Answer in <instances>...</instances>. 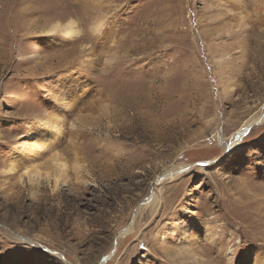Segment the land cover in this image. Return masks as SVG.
Returning a JSON list of instances; mask_svg holds the SVG:
<instances>
[{"label": "rangeland", "instance_id": "374dc122", "mask_svg": "<svg viewBox=\"0 0 264 264\" xmlns=\"http://www.w3.org/2000/svg\"><path fill=\"white\" fill-rule=\"evenodd\" d=\"M240 1L0 0V264H264V0Z\"/></svg>", "mask_w": 264, "mask_h": 264}, {"label": "bare ground", "instance_id": "6f19581e", "mask_svg": "<svg viewBox=\"0 0 264 264\" xmlns=\"http://www.w3.org/2000/svg\"><path fill=\"white\" fill-rule=\"evenodd\" d=\"M226 1V0H225ZM233 3H238V4H240L241 3V1L240 0H231ZM236 6H237V4H236ZM75 23L73 22V21H69L67 24H66V28H67V30H66V34L68 35V36H72L75 32L77 33V31H76V29H75ZM65 26V25H64ZM78 35V34H77ZM86 64H88V63H86ZM76 91H77V89H76ZM76 94V93H75ZM61 97H63L64 99L66 98V95L65 94H62V96ZM64 101V100H63ZM58 119V116H55V117H53V121H58L57 120ZM249 126H250V121H247L245 124H243V126H242V130H240V132L241 131H246L248 128H249ZM29 140H30V142L33 144V145H36V143H37V140L38 139H42L44 142H50V140L46 137V135L45 134H43L42 132H40V130H38V129H33V130H31L30 131V133H29V135H28V137H27ZM45 144V143H44ZM55 159V158H54ZM57 166L59 167V169H64L65 167H66V163L63 161V160H60V159H57ZM14 168H12V167H9V170L8 171H11V170H13ZM63 171V170H62ZM37 172V171H36ZM63 172H65V171H63ZM62 172V173H63ZM171 173V172H170ZM64 174V173H63ZM61 176V175H60ZM58 180H59V178H58V176H56V182H55V184H57V182H58ZM184 229V228H183ZM183 237L184 238H190L191 237V239H193V240H195L196 241V239H198V237H199V234H198V231H191V229H188V228H185L184 230H183Z\"/></svg>", "mask_w": 264, "mask_h": 264}, {"label": "water", "instance_id": "95a60500", "mask_svg": "<svg viewBox=\"0 0 264 264\" xmlns=\"http://www.w3.org/2000/svg\"><path fill=\"white\" fill-rule=\"evenodd\" d=\"M249 128H250V126H249ZM249 128H248V129H249ZM248 129H247L246 131H248ZM246 131H243L242 133L238 134V137H239V138L242 137L243 134H244ZM129 230H130V229H129L128 227H126V228L122 229V230L118 233V235H117V237H116L115 245L118 243V239H119V237H120L121 235L125 234V233H126L127 231H129ZM110 255H112V253H111ZM105 260H106V258L103 260V262H102L101 264H103Z\"/></svg>", "mask_w": 264, "mask_h": 264}, {"label": "snow or ice", "instance_id": "6c2138e0", "mask_svg": "<svg viewBox=\"0 0 264 264\" xmlns=\"http://www.w3.org/2000/svg\"><path fill=\"white\" fill-rule=\"evenodd\" d=\"M102 38V37H101ZM65 42H68L67 40H64Z\"/></svg>", "mask_w": 264, "mask_h": 264}]
</instances>
